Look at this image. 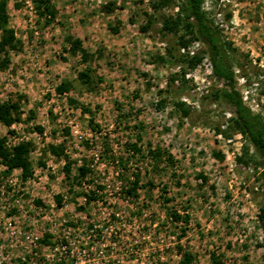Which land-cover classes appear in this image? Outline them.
I'll use <instances>...</instances> for the list:
<instances>
[{
  "label": "rangeland",
  "instance_id": "374dc122",
  "mask_svg": "<svg viewBox=\"0 0 264 264\" xmlns=\"http://www.w3.org/2000/svg\"><path fill=\"white\" fill-rule=\"evenodd\" d=\"M26 1L9 0L10 25L22 48L10 52L6 68L0 54V101H19L22 120L11 128L0 122V137L7 136L10 146L15 136L29 137L34 174L23 179L20 169L8 171L0 161V264H178L179 242L195 254L194 264H264L258 205L264 168L239 160L245 137L230 128L229 112L203 98L216 84L208 57L186 69L193 88L180 100L193 111L182 118L175 99L159 95L182 66H165L156 57L164 54L166 43L140 31L146 13L153 12L150 0H53L59 15L47 28ZM110 2L116 3L114 11L107 14V27L102 26L97 41L107 50L100 61H92L93 76L104 81L90 88L78 78L87 64L64 51V36L70 25L77 33L79 24ZM180 2L173 0L163 13L175 15ZM204 8L232 47L245 102L264 117V0H204ZM228 12L230 21L225 20ZM108 22L119 26V33ZM201 49L196 41L181 51L191 56ZM62 81L73 86L60 96L55 86ZM161 97L167 99L163 106ZM83 107L90 112L83 113ZM197 109L211 111L206 127ZM140 123L145 127L142 148L148 142L160 145L173 155V165L154 164L146 152L129 153L125 143L136 139ZM216 124L230 135L216 132ZM75 125L84 139L73 132ZM34 133L46 136L35 138ZM101 142L102 163L92 166L91 149ZM60 143L64 154H52L49 145ZM67 160L74 161L69 177ZM84 162L92 172L77 179ZM135 171L140 187L129 193ZM170 211L187 215L188 224L174 222ZM46 233L53 234L51 244L41 242ZM65 237L69 243L64 248L60 242ZM211 253L222 263H213Z\"/></svg>",
  "mask_w": 264,
  "mask_h": 264
},
{
  "label": "trees",
  "instance_id": "16d2710c",
  "mask_svg": "<svg viewBox=\"0 0 264 264\" xmlns=\"http://www.w3.org/2000/svg\"><path fill=\"white\" fill-rule=\"evenodd\" d=\"M152 13H146L147 19L145 23L140 27V31L143 33H150V36L160 40V42L166 43L164 47V54H158L157 59L161 61L165 66L169 68H178L182 66L181 73H174L167 81V86L163 90H159V95L165 94L167 97L175 99L176 111L186 118L192 114V107L187 105L182 99L185 96H189V91L192 90L190 80L186 79V69L194 68L199 64L204 56H207L211 66L213 76L216 80V84L211 93L203 96L208 100L210 104H219L225 111L231 114L230 128L241 132L245 137L247 143L244 146L243 156L239 158L240 161L247 158L244 161L245 164H249L253 161L256 168H264V117L261 113L252 109L244 100L242 92L238 87V79L234 63L231 59L229 50L231 45L223 39L220 28L215 24L212 18L209 17L206 9L204 8V0H181L179 4V10L175 15H165L163 8L166 7L173 0H150ZM115 2L106 3L102 6V11L110 14L114 11ZM34 9L38 16V21L43 20L42 27L47 28L52 25L59 15V11L53 0H34ZM232 13L228 12L225 15V20L230 21ZM110 30L114 33L120 31V27L112 25ZM198 41L202 45L200 52L189 55L183 53L182 48L189 47L193 42ZM65 47L64 51L68 52L71 56H81V60L87 64L86 69L79 72L78 78L90 88H95L97 83H102L104 77L93 76L92 61L95 59V54L88 51L83 45V40L76 37L71 32L67 31L64 36ZM22 48V41L17 36V32L14 27L10 25V13H9V0H0V54H3L1 66L6 68L10 62V52L18 51ZM104 54L101 50L98 51L97 57H103ZM73 84L71 81H62L55 86V91L58 95L63 96L67 93ZM166 98L161 97L159 104L164 105ZM71 102L76 101L69 99ZM199 111L198 118L201 120V126L206 127L209 124L208 114L210 110L197 109ZM90 112L88 107H83L82 112ZM34 115L31 112V117ZM129 114L122 115L123 118L129 117ZM22 120L21 106L19 101H0V122L8 128H11L13 124ZM94 119L91 117L90 122ZM95 126H98L95 124ZM136 129H141L136 133V139L130 137L125 145L129 153L137 155L139 153L146 152L147 156L152 159L154 164L166 162V164L173 165V155L168 153L166 149L160 145L153 146L148 142L146 149L142 148L141 142L143 140L144 126L143 123L135 125ZM93 131H100L99 127H91ZM131 129V127H128ZM127 128V129H128ZM37 129L43 130L41 126H37ZM215 131L223 132L226 136L230 133L228 130L224 131L221 125H215ZM9 132H12L9 130ZM33 148L31 141H20L13 146L8 144V137H0V161L7 167L8 171L14 169H20L22 171V178L27 179L34 174L32 161L30 159V153ZM105 150V149H104ZM49 151L57 156L64 154V145H49ZM128 154V153H127ZM215 155L221 157L219 152H215ZM66 157V155H65ZM101 157H103L101 155ZM69 158V157H68ZM127 158V157H126ZM128 159V158H127ZM124 158H121L120 162H123ZM74 161L67 160L64 169L70 176L71 167ZM119 162V159H118ZM126 162V161H124ZM45 164V163H42ZM123 167L126 168L124 163ZM79 177H83L92 172L89 164L84 162L78 167ZM136 177L131 183V187L127 189L129 193H134L140 187L138 172H134ZM264 176V169L262 171ZM201 178L207 180V178L201 174ZM180 184V181L177 182ZM95 196H93L94 198ZM57 199L61 202V196L58 195ZM169 202L170 198H165ZM39 202V201H38ZM260 213L259 219L264 229V195L263 200L258 203ZM169 218L174 222L185 225L189 222V217L183 216L178 211H170ZM185 231V229H183ZM52 235L47 233L41 242L45 244H51L50 238ZM183 235H179V241ZM178 250L181 253V259L178 264H194L196 256L190 251H186L184 247L178 243ZM213 263H222L215 253H211Z\"/></svg>",
  "mask_w": 264,
  "mask_h": 264
},
{
  "label": "crops",
  "instance_id": "0c3cea01",
  "mask_svg": "<svg viewBox=\"0 0 264 264\" xmlns=\"http://www.w3.org/2000/svg\"><path fill=\"white\" fill-rule=\"evenodd\" d=\"M107 14L108 13H106L104 11H100L98 14H95V15H92L91 17H88L87 20L84 21L85 24L83 26H81V24H79V26L76 28L77 33H76V31H73L71 29V25H70L69 32H71L76 37L81 38L83 40L84 47L87 48L88 51H90L91 53L95 54L94 62H95V60L100 61V59H102L104 57V56L101 58L97 57V53L99 50H101L103 52V54L107 50L106 46L103 45L102 41L97 42L98 38H100V36H101V32L104 30V28H102V26L106 25V27H107ZM82 18H83V16H82ZM108 18H109V16H108ZM70 19L75 21V19H73V17ZM112 25L113 24L108 22L109 29ZM67 26H69V25H67ZM105 31H106V29H105ZM117 33H119V32H117ZM89 41L95 42V44H96V45L94 44L95 49H93V47H92L93 42L91 43Z\"/></svg>",
  "mask_w": 264,
  "mask_h": 264
},
{
  "label": "built area",
  "instance_id": "2783aa9c",
  "mask_svg": "<svg viewBox=\"0 0 264 264\" xmlns=\"http://www.w3.org/2000/svg\"><path fill=\"white\" fill-rule=\"evenodd\" d=\"M26 3H27V6L30 8V10L32 11V13H35V9H34V6H33V1L32 0H27L26 1ZM73 128H74V131L73 132H75V134H76V136H77V138L79 139V140H82V139H84L85 137V135L83 134V132L81 131V129L79 128V126L78 125H75V126H73ZM33 136L35 137V138H42L43 136H46V133H43V135L40 133H34L33 134ZM94 138H92V140H93ZM30 139H29V137H26V136H22V137H13V139H11V141H12V143H14V144H16V143H19L20 141H29ZM103 144H102V142L101 143H99L98 145H96L95 147H93L92 149H91V151H93V153H92V160H93V163H92V166L94 165V164H97V163H102V160H103V157H101V153H102V151H103ZM116 175H119L120 174V171L119 170H117L116 172ZM120 185H122V181H119L118 182ZM118 189H121L120 188V186L118 187ZM47 234V233H46ZM51 235H52V237H53V234L52 233H50ZM68 243H69V241L67 240V237H65L61 242H60V244L65 248L66 246H68Z\"/></svg>",
  "mask_w": 264,
  "mask_h": 264
}]
</instances>
